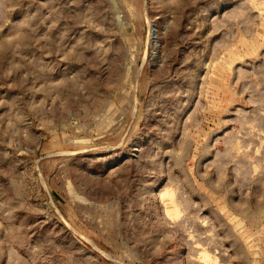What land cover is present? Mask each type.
Segmentation results:
<instances>
[{
	"label": "rangeland",
	"instance_id": "374dc122",
	"mask_svg": "<svg viewBox=\"0 0 264 264\" xmlns=\"http://www.w3.org/2000/svg\"><path fill=\"white\" fill-rule=\"evenodd\" d=\"M0 264H264V0H0Z\"/></svg>",
	"mask_w": 264,
	"mask_h": 264
},
{
	"label": "water",
	"instance_id": "95a60500",
	"mask_svg": "<svg viewBox=\"0 0 264 264\" xmlns=\"http://www.w3.org/2000/svg\"><path fill=\"white\" fill-rule=\"evenodd\" d=\"M100 251V250H99Z\"/></svg>",
	"mask_w": 264,
	"mask_h": 264
}]
</instances>
